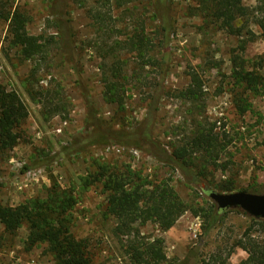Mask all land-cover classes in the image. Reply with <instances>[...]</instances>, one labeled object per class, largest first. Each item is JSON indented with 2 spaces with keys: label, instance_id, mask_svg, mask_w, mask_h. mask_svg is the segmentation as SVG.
<instances>
[{
  "label": "rangeland",
  "instance_id": "1",
  "mask_svg": "<svg viewBox=\"0 0 264 264\" xmlns=\"http://www.w3.org/2000/svg\"><path fill=\"white\" fill-rule=\"evenodd\" d=\"M9 1L25 16L28 33L39 37L45 47L31 78L33 62L21 59L10 44L7 22L0 19V85L14 91L28 112L18 129L17 146L0 157L1 204L15 207L28 199H44L56 182L77 200L71 232L86 242L93 263L130 264L113 236L114 221L105 214L106 194L101 184L95 182L84 188L80 182L95 173L96 162L119 170L126 166L153 185L166 180L189 209L166 232L154 223L138 228L144 238L163 239L162 264H202L215 258L218 261L213 264H238L244 260L247 255L242 250L237 248L230 256L228 252L251 218L241 211L227 212L204 234L203 219L190 212L192 208H206L207 192H219L220 185L233 184L235 192L251 194H259L264 188V148L260 145L264 139V94L248 92L244 96L248 102L246 112L240 115L235 110L234 95L241 89L231 78L230 59L237 40L220 31L201 30L200 18L189 15L191 0H171L163 22L153 21L150 9L133 0L122 1L127 13L116 20L113 19L119 10L112 12L103 3L68 0L70 47L59 40L50 14L51 0ZM242 2L250 9L257 7V0ZM90 9L100 13L104 21L100 26L90 17ZM254 17L264 19L260 4L259 15ZM139 22L144 23L155 48L149 53L152 60L147 67L139 66L126 50L117 53L120 59H127L126 70L131 75L124 109L119 110L102 97L105 70L110 63L106 54L117 41L125 40ZM161 27L167 34L161 32ZM251 29L257 38L243 54L248 61L264 53L262 31L254 24ZM161 65L167 72L152 126L153 140L171 153L190 138L199 121L197 115H203L209 123L216 124L215 131L222 139L223 150L215 165L205 163L203 170L197 155L193 168L185 170L180 165L158 161L142 150L104 144L96 138L88 141L84 151L80 152V146L75 144L78 151L64 152L63 148L70 147L75 139L95 129L101 133L108 129L128 130L140 123L147 115ZM190 72L197 73L203 82L204 100L194 106L181 97L189 85ZM32 162L39 166L22 172L24 165ZM206 213L207 210L201 212V216ZM26 235L25 227L9 236L0 225V264H55L46 245L26 250Z\"/></svg>",
  "mask_w": 264,
  "mask_h": 264
},
{
  "label": "trees",
  "instance_id": "2",
  "mask_svg": "<svg viewBox=\"0 0 264 264\" xmlns=\"http://www.w3.org/2000/svg\"><path fill=\"white\" fill-rule=\"evenodd\" d=\"M51 1L50 14L54 19L59 40L63 45L65 43L71 47L72 42L69 40L72 38V27L67 7L68 0ZM122 1L125 0H94L95 4L103 3L112 12L113 9L119 10V15L114 19L109 12L111 20H116L120 14L127 13V10L123 9ZM133 1L139 2L144 9H150L152 20L158 22L160 20L163 22L164 14L169 11L171 2V0ZM191 1L193 5L188 8L189 15L200 18L201 30L220 31L237 40V47L232 51L230 63L231 78L234 85L241 89L240 93L236 92L234 95V107L238 114L242 115L247 110L248 102L244 96L248 92L255 95L264 94V53L253 61L243 57L247 45L257 38L251 25H256L264 36V19L259 21V18L254 17V14L259 15V4L264 12V0H257V7L252 9L244 6L242 0ZM9 3V0H0V19L7 22L10 44L18 50L21 59L33 62L31 71L33 78L45 46L39 37L28 33L25 16L18 9H13L12 4ZM4 6L7 7L3 9ZM89 14L96 25L100 26L104 22L97 10L90 9ZM160 30L167 34L164 27ZM121 31L122 29L119 32ZM146 32L143 22L135 23L125 40L117 41L106 54L110 63L105 70L102 97L106 103L115 105L119 110L124 109L127 81L131 75H128L126 70L127 59H120L117 53L126 50L128 54L133 55L134 61H139V66L147 67L152 60L149 53L153 51L155 44ZM166 72L167 69L161 65L159 79L153 85L154 90L148 104L147 115L140 123H136L128 130L108 129L105 133H101L95 129L89 135L75 139L70 147L63 148L64 152L69 154L78 150L84 151L88 141L96 138L102 140L104 144L112 143L142 150L158 161L180 165L185 170L193 168V160L197 155L202 159L203 170L205 163L215 165L219 153L223 150L222 139L215 131L216 124L209 123L203 115H197L199 121L190 138L171 153H167L166 149L153 140L151 131L158 101L164 91ZM189 78V85L181 93V97L193 106L198 105L204 100L203 82L195 72H190ZM27 118L28 112L19 96L14 91H6L0 85V157L17 146L20 139L18 129ZM75 144H78L80 149ZM260 145L264 148V139ZM37 166L39 164L36 162L24 165L22 172H28ZM95 167L96 171L93 175L80 179L81 185L89 188L95 182L101 184L102 191L106 194L105 214L114 221L113 236L120 243L128 262L130 264L164 263L163 239L144 238L138 228L146 223H154L161 232H166L189 210L186 204L166 180L153 185L139 172L131 171L126 166L119 170L108 163L96 162ZM218 190L219 193H235V186L220 185ZM201 192L205 193L204 190ZM258 195H264V188L260 189ZM76 203L77 200L70 191L62 189L54 182L44 199H28L15 207L4 206L0 202V225L4 233L9 236H15L25 227L26 250L46 245L55 264H94L86 242L76 239L71 232ZM205 209L207 215L201 216V212L206 211ZM190 212L194 217L203 219L202 228L206 234L220 217L227 212H239V210L219 211L214 203L207 200L206 208H192ZM237 248L247 255L238 264H264V220L250 219V224L233 243L228 256ZM217 261L218 258L209 259L202 264H213Z\"/></svg>",
  "mask_w": 264,
  "mask_h": 264
},
{
  "label": "water",
  "instance_id": "3",
  "mask_svg": "<svg viewBox=\"0 0 264 264\" xmlns=\"http://www.w3.org/2000/svg\"><path fill=\"white\" fill-rule=\"evenodd\" d=\"M206 195L219 211L239 210L251 219L264 220V195L247 192L219 193L215 191H209Z\"/></svg>",
  "mask_w": 264,
  "mask_h": 264
}]
</instances>
